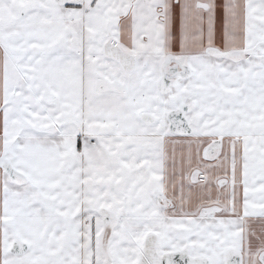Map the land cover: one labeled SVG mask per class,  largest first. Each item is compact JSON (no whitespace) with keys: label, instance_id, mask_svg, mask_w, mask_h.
Returning a JSON list of instances; mask_svg holds the SVG:
<instances>
[{"label":"crops","instance_id":"crops-1","mask_svg":"<svg viewBox=\"0 0 264 264\" xmlns=\"http://www.w3.org/2000/svg\"><path fill=\"white\" fill-rule=\"evenodd\" d=\"M77 1L43 9L30 0L21 13L0 0V264H85V221L102 214L139 225L129 231L136 247L112 251L119 264L185 251L194 264H264V0ZM87 25L115 27L93 48L83 42ZM8 55L82 64L78 129L70 121L5 135L16 124L5 110ZM126 55L134 61L125 70ZM173 62L187 77L159 89ZM182 109L184 136L169 118ZM16 242L27 250L13 252ZM74 243L77 258L61 262Z\"/></svg>","mask_w":264,"mask_h":264},{"label":"rangeland","instance_id":"rangeland-1","mask_svg":"<svg viewBox=\"0 0 264 264\" xmlns=\"http://www.w3.org/2000/svg\"><path fill=\"white\" fill-rule=\"evenodd\" d=\"M10 1L13 3L12 6L18 8V10L20 9V12L22 13V11H25L22 7L27 8L30 0ZM35 1L39 2L38 5L44 9L48 0ZM52 3H54V1ZM12 6L9 5V8L11 9ZM5 8L7 9V7ZM54 13L55 11L53 7L51 14L48 16L52 17ZM35 16L36 14L34 13L31 19ZM3 23H5V21L0 22V38H3L1 34L4 26ZM107 26L115 27V25H105L104 27L107 28ZM105 28L103 29L101 25H87V32L85 33V36H83V42L86 40L87 46L91 45L93 48V45L98 40H103L105 43L108 42L113 30L111 29L112 27H110V29L104 31ZM104 51L106 52L105 49ZM81 70L82 64L77 61L52 62L46 60L37 61L24 59L15 61L13 56L8 55L5 110L7 116H9L8 119L16 121V124L11 122L8 128H6L5 135H8L10 132L15 133L25 131L28 133L32 130H60L70 121L75 122L72 124L74 127L68 124L66 125L67 128L78 129V125L76 124L80 125V120L82 118V96L80 91L81 87L84 85V76L82 75ZM63 75L66 77H63ZM122 85L124 86V83ZM53 100L56 101V106L50 105L51 103H55ZM11 113L13 114L11 115ZM15 116L17 117V120L15 119ZM214 126L220 127L218 118L215 119ZM41 177V182H44L48 175L45 173ZM45 192L46 189L44 190V195ZM92 220L93 219L85 221V241L83 240V246L84 248L86 247V250L84 253V260L86 262L92 260V264H119L112 251L117 249L120 256L121 253L125 251L124 248L127 247V243L136 247V241L134 240L139 239L137 233L135 234L136 237H130L129 231L130 225H134L136 228H138L139 225L135 222H113V231L110 233L111 236L109 235L110 238L108 236V239L105 242V236L103 234L106 229L105 222L102 220ZM93 226L95 227V231H93ZM66 237L68 239L69 236L66 235ZM142 239L143 237H141V240ZM59 241L60 245L63 246L64 241L61 238H59ZM149 243L154 244L152 240H150ZM74 245L75 243L68 255L64 254L63 247V251L60 252L62 254L61 262L65 261V259L70 261L77 258V254L73 249ZM93 247H95V256L92 258L90 254L92 253ZM129 252L132 251L129 250ZM43 256L47 257L49 262H51L52 259L56 257V254L54 252H47ZM113 256L115 257L114 263L111 259ZM54 264L58 263L55 262Z\"/></svg>","mask_w":264,"mask_h":264},{"label":"water","instance_id":"water-1","mask_svg":"<svg viewBox=\"0 0 264 264\" xmlns=\"http://www.w3.org/2000/svg\"><path fill=\"white\" fill-rule=\"evenodd\" d=\"M80 2L81 1H77V0H71V1L64 0V4H77ZM112 44L115 45V42H112ZM177 67L181 68V72L178 73V75H173L172 77L186 78L188 75L186 68L180 65L179 63H176L175 68L178 69ZM173 84L174 83L169 80L167 74L165 73L162 84L159 85V89L163 87L165 91L166 90L168 91L169 88L173 86ZM185 114H186V109H182V110H177L170 115L169 118L171 122V129H170L171 133L181 135V136H184L190 133V130L188 129V126L185 120ZM217 146H220V143H214L211 148H214ZM3 167H4V170L8 173V175L12 178L14 182L21 183V184L26 183L27 181L26 178L20 173L16 172L10 164L5 163ZM114 217L115 215L113 214H102V218L104 221L105 220L110 221L114 219ZM108 230L110 233L112 232V225L109 226ZM26 250H27L26 246L22 244L21 242H16V244L13 247V252L17 254L24 253ZM161 262L162 264H194L195 262H197V260L190 258L188 256V252L185 251L179 254L165 255Z\"/></svg>","mask_w":264,"mask_h":264},{"label":"trees","instance_id":"trees-1","mask_svg":"<svg viewBox=\"0 0 264 264\" xmlns=\"http://www.w3.org/2000/svg\"><path fill=\"white\" fill-rule=\"evenodd\" d=\"M108 49L111 50V51H115V50H118L117 49V46L113 45L112 42L109 43L107 45ZM3 48H4V51L5 52H11L10 51V48L7 47L6 45H3ZM15 54V53H14ZM252 54H255V49L253 50H248V51H244V52H239V53H232V54H229V55H225L223 57H226V58H230V59H233L235 61H239V60H242V59H245L249 56H251ZM222 57V56H221ZM124 59L126 60H123V59H120V64L123 65L124 68L127 69V66H128V62L129 60L131 61H134V58L129 56V55H126L125 57H123Z\"/></svg>","mask_w":264,"mask_h":264},{"label":"flooded vegetation","instance_id":"flooded-vegetation-1","mask_svg":"<svg viewBox=\"0 0 264 264\" xmlns=\"http://www.w3.org/2000/svg\"><path fill=\"white\" fill-rule=\"evenodd\" d=\"M175 66H176V63H169L168 64V68H166V74H167V76H168V78H171L172 77V75H174V74H177L178 73V71H177V69L175 68ZM181 72V71H180ZM102 221H104V220H102ZM105 222V225H106V229H105V231L103 232V234H104V240H105V242H106V240H107V238H108V236L110 235V232H109V230H108V228H109V226L110 225H113V221L112 220H110V221H107V220H105L104 221ZM95 234V233H94ZM103 248H105V247H103ZM107 253V252H106ZM91 256H92V258L95 256V247H93V249H92V253L90 254ZM90 258V257H89ZM98 261V260H97ZM100 262V261H99ZM34 264V263H33ZM85 264H92V260H90V261H88V262H86ZM161 264H162V262H161Z\"/></svg>","mask_w":264,"mask_h":264}]
</instances>
